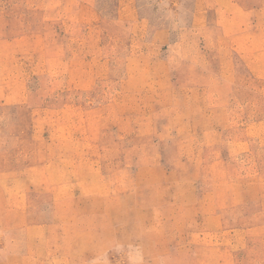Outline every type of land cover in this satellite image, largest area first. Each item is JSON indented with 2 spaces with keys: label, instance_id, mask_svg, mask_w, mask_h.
Masks as SVG:
<instances>
[{
  "label": "rangeland",
  "instance_id": "obj_1",
  "mask_svg": "<svg viewBox=\"0 0 264 264\" xmlns=\"http://www.w3.org/2000/svg\"><path fill=\"white\" fill-rule=\"evenodd\" d=\"M0 264H264V0H0Z\"/></svg>",
  "mask_w": 264,
  "mask_h": 264
}]
</instances>
